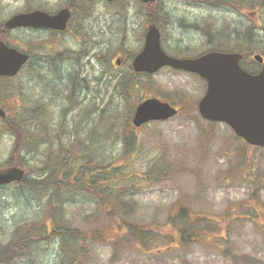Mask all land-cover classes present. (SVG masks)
<instances>
[{"label":"rangeland","instance_id":"obj_1","mask_svg":"<svg viewBox=\"0 0 264 264\" xmlns=\"http://www.w3.org/2000/svg\"><path fill=\"white\" fill-rule=\"evenodd\" d=\"M69 1L0 0V26L31 2L42 5L39 8L55 10ZM154 7L165 15L164 19H158V24L164 48L171 54L203 53L213 45L210 39L219 42L226 35L223 46L248 49L245 52L249 57L244 60H251L252 54L264 56V39L250 44L245 33L253 25L254 36L256 32L260 37L264 9L257 15L256 10L216 8L201 0H157L156 6L139 0H73L72 16L76 20L72 21L71 31L57 34L13 29L5 35L31 57L14 78L0 79L1 103L9 118L24 119L27 130H33L28 109L41 101L47 117H52L51 130L52 122L62 118L87 130L88 125L83 124L85 114L92 113L97 119L104 113L106 117L116 116L113 121L116 120L121 135V122L126 120L130 108L132 117L135 106L145 96L163 97L181 110L170 119L149 121L136 128L142 149L123 166L129 173H138L123 179L135 184L134 193L125 194L134 200L133 219L158 228L161 236L168 239H156L147 251L124 244L120 257L114 256L112 242H97L85 254L82 264H264V147L247 143L224 122L211 124L203 120L197 103L205 92L206 81L195 74L163 67L154 74L137 76L134 81L137 90L132 89L128 94L119 83V77L130 72L131 59L144 42L148 14ZM239 42H247L251 50ZM81 50L80 55L70 53ZM119 57H122L120 64L115 62ZM69 89L78 98L74 95V100H70ZM4 125V119L0 118V128ZM86 135L85 131L76 135L71 132L68 138L81 142ZM14 137L12 132H0V164H8ZM43 137L46 141L41 142V158L52 153L50 147L68 140L62 138L60 142L45 132L41 134ZM96 146L103 147L107 154L111 147L103 140ZM122 146L119 138L112 147L115 151ZM165 152H168L166 162L170 164L167 168H174L169 174L155 165L156 158ZM39 154L40 149L30 160L31 164L39 163ZM27 176H34L33 169ZM185 202L190 203L193 216L206 212L211 217L205 224L201 223L205 231L203 240L178 249L172 245L170 251L158 249L156 245L170 239L177 242L176 227L169 218ZM41 206V197L26 182L1 187L0 246L19 221L32 220L35 214H40ZM96 209L103 211L99 213ZM92 211L94 216L90 217ZM67 218L73 226L89 228L103 227L109 215L98 201L77 196L67 205ZM34 239L43 246L39 254L16 257L13 264H61L56 251L58 243L41 242V237Z\"/></svg>","mask_w":264,"mask_h":264},{"label":"trees","instance_id":"obj_2","mask_svg":"<svg viewBox=\"0 0 264 264\" xmlns=\"http://www.w3.org/2000/svg\"><path fill=\"white\" fill-rule=\"evenodd\" d=\"M201 1L205 5L216 8L228 6L236 10L245 9L252 12L256 10L257 15L264 9V0ZM71 2L73 3V0ZM148 4H155L156 6V2ZM28 7L39 8L40 6L39 3L31 2ZM148 16L150 17L148 22L156 24H158L160 17L165 18V15L157 7H154ZM254 30V26L251 25L245 32L248 34L247 42L250 44H255V41L264 39V28L262 34L258 32L259 38L256 32L254 36ZM2 37L5 35H0V38ZM221 37L219 42L210 39L209 41L213 45L209 49L230 48L222 45V42L227 40V36ZM247 42H239V45L245 46ZM235 48L241 51L248 50L236 46ZM130 72L128 71L125 75L122 74L119 77L120 80L118 79L127 94L128 91L137 90L138 87V84L134 83L138 76L137 73L133 72L132 68ZM1 92L3 91L1 90ZM69 93L68 98L74 100V90H70ZM146 97L148 96L142 99ZM28 112L33 130L25 129L24 119H11L8 114L3 118L5 125L0 128V132L2 130L12 132L15 137L8 164H0V168L6 165H16L24 168L26 172L33 169L34 176H25L18 183L26 182L34 191H37L41 197L42 206L39 210L40 214H35L32 220L23 218L14 226L8 239L1 242L0 262L13 264L16 257L39 254L43 246L40 247L36 242L34 238L37 237H41V242L58 243L56 251L61 258V264H82L85 254L87 255L91 246L97 242H112L115 246L114 256L120 257V250L124 244L134 248L140 246L147 251V248L150 249L149 245H153L156 239H168L167 236H161L158 228L147 224L145 226L143 223L134 220V200L125 196L126 193H134L132 189L135 184L131 180L123 182V179L138 175V173H129L123 169V166L136 157L134 155L142 149L143 145L141 135L137 134L136 127L131 123V108L129 115L125 118L126 120L121 122L122 135L116 129L118 126L116 120L113 121L116 118L113 114L106 117L103 113L97 119L91 115L92 113L85 114V121H82L83 124L88 125L87 130L83 128V125L76 123L77 126H75L74 123H70L65 118L56 123L53 121L52 125L55 130H51L49 122L52 117H47V112L42 109L41 101L36 102L34 107L28 109ZM180 112L181 110L178 114ZM210 123L214 124L215 122ZM71 124L73 126L69 127ZM78 131L87 133L81 142H77L76 138L73 140L68 138L71 132L76 135ZM44 132L47 136L52 134L53 138L60 142L62 138L64 140L68 138V140L64 143L61 142V145L57 147H50L52 153L41 158V142L46 141L44 137L41 139V134L43 136ZM119 138L122 139L123 146L114 151L112 146ZM102 140L111 145L108 154L103 152V147L96 146ZM39 149V163L33 165L30 160L34 158ZM167 154L168 152L160 154L155 160L156 168L165 174L174 171V168H167L170 165L166 162ZM77 196L87 201L99 202V205L109 215V219L103 227L100 225L89 228L73 226L67 218V205L72 204ZM189 204L185 202L179 205L175 213L169 218L171 225L176 227L174 232L177 235V242L172 243L173 239L169 238L170 241L156 245L158 249L163 247L170 251L172 245H174L173 249H178L179 246H187L192 241L203 240L205 231L201 223L205 224L211 217L206 216V212H197L198 216H193L188 207ZM95 211L101 213L103 210L96 209ZM91 213L90 217H93L94 212ZM159 252L161 251L159 250Z\"/></svg>","mask_w":264,"mask_h":264},{"label":"water","instance_id":"obj_3","mask_svg":"<svg viewBox=\"0 0 264 264\" xmlns=\"http://www.w3.org/2000/svg\"><path fill=\"white\" fill-rule=\"evenodd\" d=\"M69 16V7H63L55 14L36 9L16 13L4 25L6 28L41 26L64 29ZM241 58L240 52L219 50H210L196 57L172 56L161 45L159 27L150 24L144 45L134 56L132 66L135 71L153 73L169 65L199 74L207 82L206 90L197 104L200 115L210 121L225 122L248 143L264 147V66L258 73L252 74L240 65ZM257 58L261 59L259 56ZM29 59V53L9 46L0 39V75H16ZM117 63H120V59ZM177 112L174 105L153 96L136 105L132 122L140 126L151 120H166ZM0 115L5 116L1 105ZM23 176L24 170L20 167L1 168L0 185L20 180Z\"/></svg>","mask_w":264,"mask_h":264},{"label":"flooded vegetation","instance_id":"obj_4","mask_svg":"<svg viewBox=\"0 0 264 264\" xmlns=\"http://www.w3.org/2000/svg\"><path fill=\"white\" fill-rule=\"evenodd\" d=\"M70 3H72V2L70 1ZM69 5L72 8L71 4H69ZM60 7H62V6L61 5L57 6L55 10H49V11H50V13H56L60 9ZM73 20L74 21L76 20L75 16H70L69 19H68V22H67V26L63 30H58V29H53V28H44V27L37 28V29L17 27V29H19V30L32 29V30H38L40 33H41V31H47V32H50V33L62 34V33L71 31L70 27L72 25V21ZM3 25H4V23H2V25L0 26V35H6V34H8L10 32V29H5ZM79 52L81 54L83 53L82 50L79 51ZM243 59H244V56H243V58L241 60L242 67L244 69H246L248 72L252 73V74L258 73L262 69V67L264 66V59H263V61L254 60L252 57H251V60H250V58H248L247 60H243ZM70 90L71 89H69L67 94H69Z\"/></svg>","mask_w":264,"mask_h":264}]
</instances>
